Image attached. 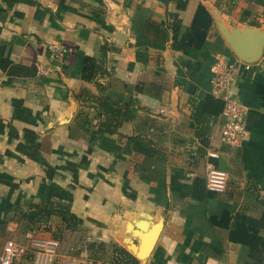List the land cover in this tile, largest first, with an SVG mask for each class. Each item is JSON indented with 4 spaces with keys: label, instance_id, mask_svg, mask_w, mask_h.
Returning a JSON list of instances; mask_svg holds the SVG:
<instances>
[{
    "label": "crops",
    "instance_id": "1",
    "mask_svg": "<svg viewBox=\"0 0 264 264\" xmlns=\"http://www.w3.org/2000/svg\"><path fill=\"white\" fill-rule=\"evenodd\" d=\"M199 6L212 23L188 45ZM223 25L264 31V0H0V255L12 238L20 264H123L120 249L139 264H264V54L245 69ZM218 57L239 63L232 91L249 106L238 145L221 139L223 110L204 121ZM98 83L137 113L91 143L102 117L78 93ZM44 199L82 223L21 217Z\"/></svg>",
    "mask_w": 264,
    "mask_h": 264
},
{
    "label": "trees",
    "instance_id": "2",
    "mask_svg": "<svg viewBox=\"0 0 264 264\" xmlns=\"http://www.w3.org/2000/svg\"><path fill=\"white\" fill-rule=\"evenodd\" d=\"M211 23L212 17L208 10L203 6H199L192 23V29L184 41L188 43V45L200 46L201 44L199 42L204 41L206 31L210 27ZM87 60L88 63L86 64L85 77L90 79L97 74L101 68L98 64L92 62L93 60L91 61L90 58ZM89 62L91 63L89 64ZM97 85L99 89V93L97 94L93 93L87 87L82 88L80 93H78V98L81 101L88 103L93 102V104L99 109V115L102 117V120L98 122L96 128L90 130L91 143H95L105 133L115 132L125 121L134 119L137 113L136 99H131L128 102L113 99L105 95V87L102 83H98ZM261 94L264 99V88L261 89ZM223 107V100L211 94L207 99L204 121L212 116H218V114L222 112ZM130 140L134 142V147L136 149L144 151V153H147L148 155H152V149L150 148L149 143L146 142V138L142 139L133 137L130 138ZM57 216L60 218L62 226L64 225L69 230H75L78 228L79 224L82 223V219L72 212L71 207L68 204L62 202L61 200L44 199L38 202H28L27 210L21 212V217L24 219L33 217L35 220L33 221L36 222L35 224H39L45 220L51 221ZM120 252L125 258L123 264H139L137 258L129 252L121 249Z\"/></svg>",
    "mask_w": 264,
    "mask_h": 264
},
{
    "label": "built area",
    "instance_id": "3",
    "mask_svg": "<svg viewBox=\"0 0 264 264\" xmlns=\"http://www.w3.org/2000/svg\"><path fill=\"white\" fill-rule=\"evenodd\" d=\"M59 55H63V50L57 45L50 46ZM244 63L245 69H250L251 63L239 60ZM239 63H228L223 57H218L211 65L212 77L210 79L211 90L213 95L224 101L223 116L225 119L221 139L223 142L233 145L240 144L247 135L246 120L249 112V106L243 102L233 91L234 74ZM211 156H217L214 151L210 152ZM228 173L218 169L215 164H207L206 179L207 185L213 190H224L228 183ZM35 244L45 247L47 245L56 246L55 240L35 241ZM51 253H55L54 247ZM21 248L14 239L9 238L0 255V264H20Z\"/></svg>",
    "mask_w": 264,
    "mask_h": 264
},
{
    "label": "water",
    "instance_id": "4",
    "mask_svg": "<svg viewBox=\"0 0 264 264\" xmlns=\"http://www.w3.org/2000/svg\"><path fill=\"white\" fill-rule=\"evenodd\" d=\"M223 33L237 56L245 62L255 63L264 54V31L251 26L230 30L223 25Z\"/></svg>",
    "mask_w": 264,
    "mask_h": 264
}]
</instances>
